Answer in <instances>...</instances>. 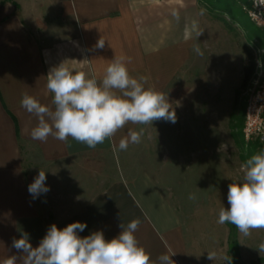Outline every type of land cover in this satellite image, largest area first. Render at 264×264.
Instances as JSON below:
<instances>
[{
  "label": "crops",
  "instance_id": "1",
  "mask_svg": "<svg viewBox=\"0 0 264 264\" xmlns=\"http://www.w3.org/2000/svg\"><path fill=\"white\" fill-rule=\"evenodd\" d=\"M202 22L198 0H0V264L23 255L12 247L22 234L37 247L52 224L63 229L79 221L87 224L81 237L102 231L111 240L122 231L121 223L126 227L134 219L140 221L135 236L152 260L167 253L174 254L175 264H189L179 218L149 179H116L71 212L49 213L42 194L33 199L28 185L36 176L24 168L25 150L53 169L46 177H62L63 165L72 167L64 177H101L87 166L112 149L117 134L95 148L72 138L34 140L37 117L20 100L27 93L52 107L46 87L50 69L64 63L100 80L121 56L130 75L148 77V85L159 91L189 61ZM100 39L103 48L96 46ZM132 128L128 124L122 134Z\"/></svg>",
  "mask_w": 264,
  "mask_h": 264
},
{
  "label": "rangeland",
  "instance_id": "2",
  "mask_svg": "<svg viewBox=\"0 0 264 264\" xmlns=\"http://www.w3.org/2000/svg\"><path fill=\"white\" fill-rule=\"evenodd\" d=\"M222 1L225 6L216 0H198L201 34L189 61L159 90L168 96L176 122L160 119L152 125H134L132 130L143 128V136L126 151L118 147L125 136L118 132L112 149L87 166L91 174L100 172L101 177H64V170L72 167L63 165L62 177H47L50 190L40 198L42 207L49 201V213L73 211L99 187L116 179H149L179 218L189 264H228V260L230 264H264V251L259 250L264 229L244 236L235 225L217 223L219 209L229 207L228 185L243 180L241 165L249 159L250 150L242 137L244 118L235 128L231 113L236 100L245 108L252 78L241 85L244 57L240 45L249 39L241 27L243 21H250L243 10L247 2ZM197 47L202 55L194 50ZM255 53L264 61V46L256 47ZM24 168L36 177L40 170L53 173L52 168L40 165L31 149L24 151ZM190 194L196 199L190 200ZM209 253H215L214 260Z\"/></svg>",
  "mask_w": 264,
  "mask_h": 264
},
{
  "label": "clouds",
  "instance_id": "3",
  "mask_svg": "<svg viewBox=\"0 0 264 264\" xmlns=\"http://www.w3.org/2000/svg\"><path fill=\"white\" fill-rule=\"evenodd\" d=\"M96 46L103 48L104 41L100 39ZM194 50L202 55L198 47ZM127 63L126 57H115L100 80L73 72L64 63L50 69L46 87L52 94V107L27 93L20 100V106L38 120L31 138L42 142L49 136L60 141L72 138L95 148L128 124L152 125L160 119L175 123L176 113L168 96L148 85V77L130 75ZM143 131L128 129L119 149L126 151L129 144H139ZM241 170L243 180L228 185L229 207L219 209L217 223L235 225L248 236L252 230L264 229V151L249 158ZM46 179V172L40 170L28 185L33 199L50 190ZM189 199L195 200V194ZM139 225L135 219L126 227L121 223L120 234L106 240L102 231L81 237L78 232L84 231L86 223L73 222L63 229L52 224L37 247L31 245L27 234L14 239L12 247L23 254V264H175L171 258L174 254L162 253L152 260L135 236ZM259 250L264 251V243ZM21 257L12 255L4 264H16ZM209 259L214 260L215 253H209Z\"/></svg>",
  "mask_w": 264,
  "mask_h": 264
},
{
  "label": "built area",
  "instance_id": "4",
  "mask_svg": "<svg viewBox=\"0 0 264 264\" xmlns=\"http://www.w3.org/2000/svg\"><path fill=\"white\" fill-rule=\"evenodd\" d=\"M248 19L264 32V0H246ZM256 54V53H255ZM244 108L242 137L245 143L258 141L264 151V61L256 55Z\"/></svg>",
  "mask_w": 264,
  "mask_h": 264
},
{
  "label": "trees",
  "instance_id": "5",
  "mask_svg": "<svg viewBox=\"0 0 264 264\" xmlns=\"http://www.w3.org/2000/svg\"><path fill=\"white\" fill-rule=\"evenodd\" d=\"M220 1L216 0L217 3L219 2L223 6H225V3L222 0ZM246 2L247 1L244 0V4ZM241 27L245 32L249 34L248 41L240 45V49L244 57L243 79L241 85L244 86L245 83L251 77L255 68V59H256L255 48L264 46V32L262 31L261 28L254 25L251 21H243L241 23ZM252 40H255L256 42L253 45H251L250 43ZM236 109H237V114L233 113ZM233 112L231 113V120L234 123L233 127L237 128L240 126V123L244 118V105L238 104L236 100L233 106ZM248 148L250 150V153L248 155L249 158L262 151V145L258 142L248 143ZM232 244H236V241L233 240ZM235 252H237V250Z\"/></svg>",
  "mask_w": 264,
  "mask_h": 264
}]
</instances>
